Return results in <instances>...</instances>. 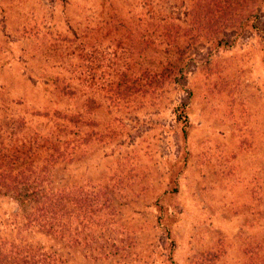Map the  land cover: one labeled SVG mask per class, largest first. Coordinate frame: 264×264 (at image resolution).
<instances>
[{"label":"rangeland","instance_id":"rangeland-1","mask_svg":"<svg viewBox=\"0 0 264 264\" xmlns=\"http://www.w3.org/2000/svg\"><path fill=\"white\" fill-rule=\"evenodd\" d=\"M161 2L0 0V148L48 129L39 113L79 104L49 78L113 75L108 65L130 57ZM194 60L157 106L105 117H118L121 136L79 171L117 187L114 215L62 251L65 264H264V36ZM19 212L0 196V239L17 236Z\"/></svg>","mask_w":264,"mask_h":264},{"label":"trees","instance_id":"trees-1","mask_svg":"<svg viewBox=\"0 0 264 264\" xmlns=\"http://www.w3.org/2000/svg\"><path fill=\"white\" fill-rule=\"evenodd\" d=\"M255 35L264 36V0H162L130 57L108 65L113 75L49 78L56 96L79 104L39 113L52 122L48 129L0 148V196L16 200L23 218L15 238L0 239V264H65L62 251L90 242L92 225L115 209L117 187L79 171L97 145L121 136L118 117H105L131 102L157 106L198 55ZM185 108L177 120H186ZM32 233L61 247L29 240Z\"/></svg>","mask_w":264,"mask_h":264}]
</instances>
